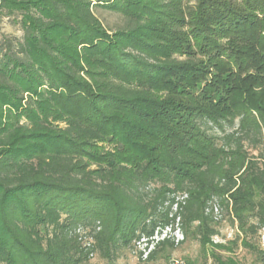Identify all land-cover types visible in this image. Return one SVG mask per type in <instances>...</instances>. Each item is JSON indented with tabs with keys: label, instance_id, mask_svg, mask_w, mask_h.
Returning <instances> with one entry per match:
<instances>
[{
	"label": "trees",
	"instance_id": "16d2710c",
	"mask_svg": "<svg viewBox=\"0 0 264 264\" xmlns=\"http://www.w3.org/2000/svg\"><path fill=\"white\" fill-rule=\"evenodd\" d=\"M98 8L124 25L107 30ZM0 264L264 248V0H0ZM209 249L210 251H207ZM142 258V254L139 253Z\"/></svg>",
	"mask_w": 264,
	"mask_h": 264
},
{
	"label": "rangeland",
	"instance_id": "374dc122",
	"mask_svg": "<svg viewBox=\"0 0 264 264\" xmlns=\"http://www.w3.org/2000/svg\"><path fill=\"white\" fill-rule=\"evenodd\" d=\"M195 0H189V3L194 4ZM94 15L99 19L102 25L109 31H114L124 25V20L117 14L108 12L106 10L95 8L93 9ZM19 17L17 15L0 16V48L3 45L4 40H19L23 33L18 24ZM213 215L215 221L219 224L217 229L219 235L213 238L215 244H227L231 252L226 251H215L216 254L220 255L223 259L232 256L239 264H255L254 259L242 248L240 244H231L236 240L237 231L234 227H231L229 221L224 217V210L214 211ZM177 231V229L175 230ZM253 243L259 244L260 247L264 248V228L261 229L254 238L250 239ZM143 250L147 251L146 245L137 246L135 250L131 252H125L119 256V258L113 262H105L99 260L97 257H92L87 264H170L171 260H181L185 264H211V258L208 257V253L201 250L199 244L193 239H188L183 244L176 247L174 251L165 250L163 253H159L155 259L145 262L139 257V253L143 255ZM210 251L209 249H206Z\"/></svg>",
	"mask_w": 264,
	"mask_h": 264
},
{
	"label": "built area",
	"instance_id": "2783aa9c",
	"mask_svg": "<svg viewBox=\"0 0 264 264\" xmlns=\"http://www.w3.org/2000/svg\"><path fill=\"white\" fill-rule=\"evenodd\" d=\"M163 239H171L175 243V245H177L179 242L182 241L183 238H182L181 233L178 230L175 232H172L171 229L165 228L164 230L156 231L154 234V237L151 238V241L153 242V244H155L159 240H163ZM153 244L148 248L147 251L143 250V255H142L143 260L147 258V255L151 247L153 246ZM137 245L138 246L146 245V242L144 240H141L139 243H137ZM170 264H185V263L181 260L174 259V260H171Z\"/></svg>",
	"mask_w": 264,
	"mask_h": 264
}]
</instances>
